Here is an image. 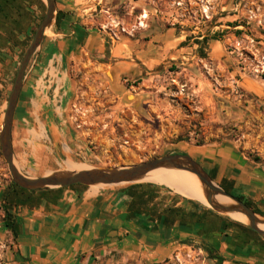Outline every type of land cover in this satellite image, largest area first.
Returning <instances> with one entry per match:
<instances>
[{
  "label": "crops",
  "instance_id": "crops-1",
  "mask_svg": "<svg viewBox=\"0 0 264 264\" xmlns=\"http://www.w3.org/2000/svg\"><path fill=\"white\" fill-rule=\"evenodd\" d=\"M58 1L64 15L32 56L14 114L15 160L31 167L39 165L40 147L45 150L40 151L45 154L42 159L57 163L70 159L62 157L70 141H75L74 148L80 153L86 147L78 136L72 137L68 117L77 91L76 70L97 73L106 66L111 67L112 79L126 73L135 77L142 72L139 60L149 63L156 52L154 41L145 49L139 39L117 40L109 32L88 26L93 17H85L81 0ZM167 35L166 48H175V56H182L187 50L184 36L172 31ZM195 47L202 48V44ZM11 49L0 48V126L15 80L14 54L19 47ZM181 146L216 183L249 199L264 215V153L256 160L231 139ZM46 169L47 164L44 173L35 176L59 170ZM164 183L74 185L35 192L9 185L11 192L0 190V202L11 213L15 230L2 221L0 238L8 244L7 264H100L106 257L119 256L155 263L180 258L185 251L193 252L197 244L215 252L217 257L209 256L215 264H264V248L252 242L232 244L231 236L215 230L211 217L199 205L210 206Z\"/></svg>",
  "mask_w": 264,
  "mask_h": 264
},
{
  "label": "rangeland",
  "instance_id": "rangeland-1",
  "mask_svg": "<svg viewBox=\"0 0 264 264\" xmlns=\"http://www.w3.org/2000/svg\"><path fill=\"white\" fill-rule=\"evenodd\" d=\"M80 4L86 9L85 17H93L88 26L109 32L117 40L139 39L145 49L154 41L156 52L149 63L139 60L142 72L135 77L126 73L112 79L111 67L106 66L97 73L76 70L77 91L68 117L72 137L78 136L86 146L81 148L83 153L70 141L62 157L71 160L57 163L42 159L43 146L38 167L16 158L23 173H44L46 164L49 170L45 172L76 164L83 168L129 165L183 152L180 145L225 139L237 140L248 154L264 153V0H81ZM41 21L33 24L36 30ZM119 21L128 32L117 25ZM136 24L138 28L132 30ZM170 31L184 36L187 50L182 56H175V48H166ZM199 36L207 37L201 43L203 50L195 47ZM24 53L19 48L14 54L15 77ZM11 181L0 143V190L6 192ZM5 214L0 202V231ZM7 247V241L0 238V264H7ZM100 264L215 263L197 244L180 258L146 263L119 256L106 257Z\"/></svg>",
  "mask_w": 264,
  "mask_h": 264
},
{
  "label": "water",
  "instance_id": "water-1",
  "mask_svg": "<svg viewBox=\"0 0 264 264\" xmlns=\"http://www.w3.org/2000/svg\"><path fill=\"white\" fill-rule=\"evenodd\" d=\"M47 10L35 32L34 38L26 49L5 110L2 127L0 129L1 151L8 164L12 181L27 189H50L66 187L76 183L84 185H109L125 184L144 181L143 179L153 170L166 168H181L194 172L199 177L204 193L210 207L215 211L230 216L232 211L242 212L248 217V223L252 229L257 231L264 238V215L255 211L243 200L235 197L222 186L214 181L203 165L192 155L185 152H169L155 156L150 159L129 165L96 166L82 169H59L40 176H29L23 173L15 162L13 147V121L18 100L24 85V79L28 65L36 50L42 44L47 31L56 22L58 6L57 0H44ZM225 195L232 198L233 203H222L217 196ZM206 204V203H205ZM209 206V205H208ZM233 218L232 216H230Z\"/></svg>",
  "mask_w": 264,
  "mask_h": 264
},
{
  "label": "trees",
  "instance_id": "trees-1",
  "mask_svg": "<svg viewBox=\"0 0 264 264\" xmlns=\"http://www.w3.org/2000/svg\"><path fill=\"white\" fill-rule=\"evenodd\" d=\"M46 3L44 0H0V48L11 49L13 47H19L22 49L23 53L29 42L33 38L32 35L35 34L36 28L34 23L39 19L40 21L44 18L46 13ZM63 10L58 8L56 24H59L61 18L63 17ZM207 37L203 39H197V43H205ZM201 49V48H200ZM12 50V49H11ZM203 50V49H201ZM198 145H202L201 142ZM256 160H260L261 157L249 153ZM74 185H84L81 183H76ZM10 187L14 190H22L27 192L35 191H45L47 189H27L21 187L17 183L11 181ZM11 188V189H12ZM64 187L50 188V189H60ZM9 189V188H8ZM6 189L8 192L11 190ZM48 189V190H50ZM226 189V188H225ZM228 192L231 193L228 189ZM232 194V193H231ZM243 200L247 205L254 208L256 212L262 214L249 199H243L242 197H237ZM216 225L215 230L222 229V233L231 236L232 244H247L254 243L255 245L264 248V238L261 235L252 229L246 223L233 219L230 216L223 215L216 212L214 209L207 207L203 204L199 205ZM263 215V214H262ZM6 226L14 230V223L12 215L8 209H6V214L4 216ZM214 230V229H213ZM15 232V230H14ZM242 235L245 240H242ZM209 256L211 258L217 257L215 252L212 249H208Z\"/></svg>",
  "mask_w": 264,
  "mask_h": 264
},
{
  "label": "bare ground",
  "instance_id": "bare-ground-1",
  "mask_svg": "<svg viewBox=\"0 0 264 264\" xmlns=\"http://www.w3.org/2000/svg\"><path fill=\"white\" fill-rule=\"evenodd\" d=\"M81 165H74L70 169H82ZM144 181L153 182H165L175 191L191 198L199 199L210 206L204 193V187L194 172L181 168H158L151 171L144 179ZM103 185V184H101ZM217 199L222 203H233L235 202L232 198L219 194ZM234 219L240 220L244 223H248V217L237 211L229 213ZM264 228V223L260 225Z\"/></svg>",
  "mask_w": 264,
  "mask_h": 264
},
{
  "label": "built area",
  "instance_id": "built-area-1",
  "mask_svg": "<svg viewBox=\"0 0 264 264\" xmlns=\"http://www.w3.org/2000/svg\"><path fill=\"white\" fill-rule=\"evenodd\" d=\"M141 16H142V17L140 18V24L142 25V24L144 23V21H143V16L145 17V15L142 14ZM117 25L121 26V29H122L123 31H127V32H128V29H127V27L124 25L123 22L119 21V23H117ZM136 28H138V24H136L135 26H133V29H132V30H135Z\"/></svg>",
  "mask_w": 264,
  "mask_h": 264
}]
</instances>
